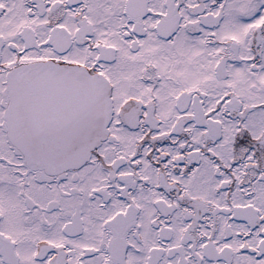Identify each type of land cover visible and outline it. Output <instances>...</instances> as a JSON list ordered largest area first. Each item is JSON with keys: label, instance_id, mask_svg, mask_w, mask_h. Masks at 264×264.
<instances>
[{"label": "snow or ice", "instance_id": "snow-or-ice-1", "mask_svg": "<svg viewBox=\"0 0 264 264\" xmlns=\"http://www.w3.org/2000/svg\"><path fill=\"white\" fill-rule=\"evenodd\" d=\"M0 264H264V0H0Z\"/></svg>", "mask_w": 264, "mask_h": 264}]
</instances>
